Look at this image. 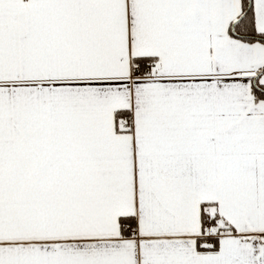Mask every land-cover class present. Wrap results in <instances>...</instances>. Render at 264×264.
I'll return each instance as SVG.
<instances>
[{
  "label": "snow or ice",
  "instance_id": "1",
  "mask_svg": "<svg viewBox=\"0 0 264 264\" xmlns=\"http://www.w3.org/2000/svg\"><path fill=\"white\" fill-rule=\"evenodd\" d=\"M0 264H264V0H0Z\"/></svg>",
  "mask_w": 264,
  "mask_h": 264
}]
</instances>
